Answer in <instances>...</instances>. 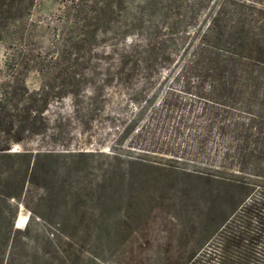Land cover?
Here are the masks:
<instances>
[{
  "label": "rangeland",
  "instance_id": "1",
  "mask_svg": "<svg viewBox=\"0 0 264 264\" xmlns=\"http://www.w3.org/2000/svg\"><path fill=\"white\" fill-rule=\"evenodd\" d=\"M139 1L121 0L115 21L126 22L125 11ZM169 1L170 11L189 2ZM35 2L28 20H34L36 43L50 58L69 0ZM8 11L18 18L16 7ZM147 13L146 20L156 15ZM94 26L84 35L89 53L81 48L70 69L78 80L74 93L61 88L63 96L50 99L44 111L47 133L62 116L60 134L26 137L0 156V264H214L209 251L238 197L231 199L233 187L193 162H217L226 139L197 135L206 111L195 105L156 110L150 118V93L174 81L162 78L160 66L145 86L141 66L121 83L105 75L106 66L114 70L111 44L122 42L125 27ZM9 40H0V81ZM40 80L36 70L25 76L28 87ZM139 104L146 105L140 113ZM22 148L65 152L35 159L14 154Z\"/></svg>",
  "mask_w": 264,
  "mask_h": 264
},
{
  "label": "trees",
  "instance_id": "2",
  "mask_svg": "<svg viewBox=\"0 0 264 264\" xmlns=\"http://www.w3.org/2000/svg\"><path fill=\"white\" fill-rule=\"evenodd\" d=\"M188 1L170 11L169 0H140L136 9L125 11L127 21L120 24L113 13L121 0H69L63 4L64 23L49 58L36 43L34 20H28L35 0H0V40L10 39L11 49L4 58L5 78L0 81V156L32 135L56 139L62 116L57 115L47 133L44 111L50 99L63 96L61 88L74 93L71 87L78 80L70 75L71 66L82 57L81 48L90 51L84 35L98 24L106 28L112 24L115 30L125 27L122 42L111 44L114 70L106 66L104 74L121 83L141 66L144 81L140 85L145 86L160 66L162 78L174 82L155 96L150 93V118L156 110L195 105L206 111L205 128L197 130V135L205 138L214 133L226 139L219 143L217 162H193L233 187L231 199L238 197L222 235L209 251L214 264H264V0ZM12 6L18 9V18L9 15ZM147 10L156 15L144 19ZM10 16L15 20L10 21ZM78 25L80 32L74 34ZM132 29L135 32L128 34ZM30 70L40 73L37 87L25 82ZM145 106L139 104L137 112ZM63 152L22 148L14 154L35 159ZM4 238H0V252Z\"/></svg>",
  "mask_w": 264,
  "mask_h": 264
}]
</instances>
